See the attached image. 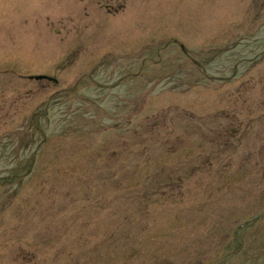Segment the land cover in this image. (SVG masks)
<instances>
[{
    "label": "rangeland",
    "instance_id": "rangeland-1",
    "mask_svg": "<svg viewBox=\"0 0 264 264\" xmlns=\"http://www.w3.org/2000/svg\"><path fill=\"white\" fill-rule=\"evenodd\" d=\"M214 5L0 0V264H264V125L181 120L261 100L264 64L180 48Z\"/></svg>",
    "mask_w": 264,
    "mask_h": 264
},
{
    "label": "flooded vegetation",
    "instance_id": "flooded-vegetation-1",
    "mask_svg": "<svg viewBox=\"0 0 264 264\" xmlns=\"http://www.w3.org/2000/svg\"><path fill=\"white\" fill-rule=\"evenodd\" d=\"M217 5L213 6L215 8L213 11L218 23L214 26V31L210 34L211 40L205 41L204 43L197 42L199 45H203L199 48L201 51H196V53L192 48L189 49L188 45L183 43L185 41L179 42L180 48L184 53L191 51L190 55L193 54L195 56H199L197 53L204 52V50L210 55L212 53L213 60L209 62L215 64L216 67H240L243 64L242 66L248 72L257 70L256 68L258 66L264 64V0H217ZM106 6L110 7L109 4ZM115 11L117 10L113 7V12ZM174 37L176 36L171 38ZM172 42L174 43L173 40ZM176 43L178 44V42ZM245 49L248 50V55L242 58L235 52V50L240 52ZM227 51H232V55L220 57L222 53ZM194 61L197 65H201V62L197 59H194ZM214 79L222 80V83H225L222 75L220 77L214 76ZM195 83H198L197 80H195ZM259 84L261 85V89L258 91V95L261 100L258 105L250 107L249 110L245 109L243 104L236 106L235 101L239 98L241 99L242 96H231L229 103L227 102L223 107L216 106L211 108V110L202 111V116H197V112L188 111V109L184 108L181 114V120L184 121L185 114L190 112L191 116L189 123H187L188 125H216L215 130H213V134L215 135L213 140L216 142L212 144L219 145L220 143H228L224 141L236 139V137H233L235 134H232L228 129V125H264V79ZM192 87L189 84L185 85V88L184 86L181 87L180 94L187 97ZM219 96V92L214 95L216 98ZM254 98L257 97L251 93L250 96L244 97V102L246 101L247 105L248 99ZM208 112H211L212 118H210V115L204 116L210 114ZM243 114L245 115L243 116ZM191 120L194 121L190 122ZM233 131L235 133L237 131L240 132L239 129H233ZM222 140L224 141L222 142Z\"/></svg>",
    "mask_w": 264,
    "mask_h": 264
},
{
    "label": "water",
    "instance_id": "water-1",
    "mask_svg": "<svg viewBox=\"0 0 264 264\" xmlns=\"http://www.w3.org/2000/svg\"><path fill=\"white\" fill-rule=\"evenodd\" d=\"M37 79H41V78H49V79H55V78H52V77H49L48 75H45V74H41V75H37L35 76ZM57 80V79H55Z\"/></svg>",
    "mask_w": 264,
    "mask_h": 264
}]
</instances>
